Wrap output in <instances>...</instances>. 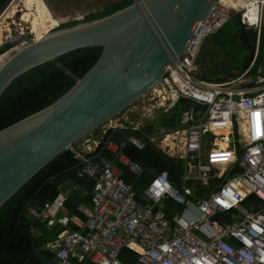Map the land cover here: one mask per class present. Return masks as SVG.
<instances>
[{
	"label": "built area",
	"instance_id": "1",
	"mask_svg": "<svg viewBox=\"0 0 264 264\" xmlns=\"http://www.w3.org/2000/svg\"><path fill=\"white\" fill-rule=\"evenodd\" d=\"M215 3L183 57L149 93L165 114L182 106L177 128L160 131L151 142L182 162L184 186L174 187L162 172L145 188L142 204L115 163H96L88 149L70 147L81 163L80 175L94 181L92 210L81 230L69 229L80 221L68 215L65 196L40 210L27 209L49 228H66L45 244L57 264H123L120 254L125 249L136 253V264H264V65L251 74L264 0ZM234 16L244 30L257 33L252 63L226 82L200 79L195 63L201 46ZM132 114L124 112L107 130H130ZM128 142L144 148L134 138ZM124 146L108 139L104 150L141 177L142 169L122 152ZM31 235L41 234L32 229Z\"/></svg>",
	"mask_w": 264,
	"mask_h": 264
},
{
	"label": "water",
	"instance_id": "2",
	"mask_svg": "<svg viewBox=\"0 0 264 264\" xmlns=\"http://www.w3.org/2000/svg\"><path fill=\"white\" fill-rule=\"evenodd\" d=\"M215 6V0H133L90 23L63 30L58 24L15 52L0 67V98L36 67L78 50H102L92 68L55 103L0 131V209L58 156L153 92ZM248 49L251 64L255 52Z\"/></svg>",
	"mask_w": 264,
	"mask_h": 264
},
{
	"label": "trees",
	"instance_id": "3",
	"mask_svg": "<svg viewBox=\"0 0 264 264\" xmlns=\"http://www.w3.org/2000/svg\"><path fill=\"white\" fill-rule=\"evenodd\" d=\"M11 1L0 0V16ZM132 3L133 0H118L102 11L85 16L82 21H72L62 24L58 30L102 19L129 7ZM8 12L2 17L0 24ZM240 27L243 28L241 25ZM241 28L236 38H233L234 40L238 39L242 48L248 50V55L244 60V71L250 65V51L248 48L253 51L256 49L257 33L253 30H244V34H242ZM223 33L224 28L212 37L215 38V36H220ZM239 41L237 42L239 43ZM13 46L12 42L1 47L0 55L10 50ZM101 51V48L78 50L36 67L18 77L0 98V131L55 103L92 68L99 59ZM261 51L264 54V20L262 23L258 57L252 68V75H256L257 69L264 65V63H260ZM212 69L215 70V68ZM233 71L230 69L228 73H217L218 77L224 76L223 79L221 78L220 80L219 78V80L226 82L228 79H234ZM181 111L182 106H179L166 114H162L158 118L162 122L160 128L165 132L175 130ZM154 122L146 124L145 127H142L138 131L108 130L100 139L96 152L90 155L98 159L97 161H113L114 158L104 150L105 142L108 139H112L119 144L125 142L122 152L131 161L139 165L143 171V175L136 178L127 169L123 168L122 178L127 184L132 185L136 201L142 204V195L145 188L156 175L162 172L168 174L169 180L174 187L180 188L182 162L164 155L148 139L149 136L159 129L153 127L152 124ZM129 138L138 140L144 148L139 149L132 143H129ZM80 170L81 163L69 151H66L36 175L0 209V264H45L47 262L57 264L55 256L43 249L47 242V235H49L46 230L42 227L45 233L44 238H34L31 235V228L34 223L26 215V208H37L44 202L54 200L61 192L62 185L66 184L68 180L74 179L77 188L73 190L66 202V208L70 215L74 214L82 217L78 212V206L82 203L90 206L94 181L86 177L77 178L76 176ZM206 192V190H202V193ZM55 229L56 235L63 230L60 227H56ZM72 229H75L74 231L77 230L73 227ZM120 260L123 264H136L137 255L125 249L120 254Z\"/></svg>",
	"mask_w": 264,
	"mask_h": 264
},
{
	"label": "rangeland",
	"instance_id": "4",
	"mask_svg": "<svg viewBox=\"0 0 264 264\" xmlns=\"http://www.w3.org/2000/svg\"><path fill=\"white\" fill-rule=\"evenodd\" d=\"M44 1L53 14L54 18L57 20V23L60 24V22L68 23L72 21H82L85 16L102 11L108 6L116 3L118 0ZM24 6L23 0H12L0 16L1 20L4 16L3 14L9 11L4 20L1 22L4 23L3 28L5 27L6 35L4 34V39L0 45V48L11 42L14 44V46L7 52H10L18 47L21 49L31 40H34V37L30 31V25L22 19V14L26 11V7ZM15 10H17V12L13 13ZM240 28L241 27L238 22V17L234 16L224 27V33L222 35H217L215 38H213L214 36L208 37L204 41L200 48V54L197 57L195 63L200 71V79L203 78L208 81H218L219 77L217 73H228L230 69L234 70L232 74H234L235 77L243 73L244 60L248 55V50L242 48V45L238 39L234 40L233 38H236V35L238 32H240ZM237 41H239V43ZM14 53L15 51L10 53V57ZM217 53L219 54L216 55ZM260 63H264V54L262 51L260 53ZM212 68H215V70ZM131 111L133 114H136L133 119L135 123L145 125L150 121H155L152 124L153 127L155 129L159 128L158 130L161 129L160 127L162 122L158 118L162 116V114H165V109L159 106L158 103L151 101V94L146 95L134 103L133 106L129 108L128 114ZM108 125L109 124L95 132L93 135L89 136L86 140L82 141V143L86 142L87 140H90V142L98 140V143H100V138H102L104 135V131L107 130ZM77 145L81 146V142Z\"/></svg>",
	"mask_w": 264,
	"mask_h": 264
},
{
	"label": "crops",
	"instance_id": "5",
	"mask_svg": "<svg viewBox=\"0 0 264 264\" xmlns=\"http://www.w3.org/2000/svg\"><path fill=\"white\" fill-rule=\"evenodd\" d=\"M247 69V68H246ZM251 74H252V71H251ZM220 78V80H221V78L223 79L224 78V76H220L219 77ZM225 78H227V77H225ZM219 80V81H220ZM228 80H230V79H228ZM227 80V81H228ZM213 82H215V81H213ZM129 110V109H128ZM127 110V111H128ZM136 114H132L131 115V122L133 123V127H130V130H132V131H138L139 129H141L142 127H145L146 126V124L145 125H140L139 123H135L134 121H133V119H134V116H135ZM157 120V119H156ZM153 122V121H152ZM151 123V121L150 122H148L147 123V125L148 124H150ZM136 128V129H135ZM135 129V130H134ZM108 130H106V131H104V135H105V133L107 132ZM161 131H162V128H161ZM160 133V130H156L151 136H149L148 137V139H149V141L151 142V138H153V139H155V138H157V136H158V134ZM101 139V138H100ZM100 142V141H99ZM152 144H154V146L156 147V144H157V141H155V142H151ZM97 144H98V140H96V141H94V142H90V140H87L86 142H84V143H82L81 142V146H76L75 145V147H76V150L77 151H79V152H81V151H84L85 149H88L90 152L88 153V156H90V155H92V154H94L95 152H96V149H97V147L99 146H97ZM100 144V143H99ZM157 148V147H156ZM158 150H160L159 148H157ZM161 151V150H160ZM70 152V151H69ZM162 152V151H161ZM72 155H73V157H74V154L72 153V152H70ZM109 153V152H108ZM163 153V152H162ZM110 154V153H109ZM164 154V153H163ZM111 155V154H110ZM164 155H166V154H164ZM113 158H114V156L113 155H111ZM167 156V155H166ZM167 157H169V156H167ZM90 159H93L96 163H99V164H103V163H107V162H113V163H115L116 165H117V167L119 168V170L121 171V173H122V176H123V171H124V169H127V168H124L123 169V167H121V165H119L118 163H117V161L115 160V158L113 159V161H106V160H99V161H97L98 159H96L95 157H89ZM171 158V157H170ZM177 160V159H176ZM139 166V165H138ZM128 170V169H127ZM129 171V170H128ZM183 173H184V166H183V164H182V173H181V176H180V188L182 187V186H184V183H183V181H182V176H183ZM77 178H83L81 175H80V172L77 174V176H76ZM132 186V185H131ZM77 188V186L75 185V181H74V179H71V180H68L67 182H66V184H64V185H62V187H61V192L58 194V196L54 199V200H56L58 197H60V196H65L66 197V202L68 201V199H69V197H70V195L72 194V192H73V190H75ZM196 188H198V187H196ZM54 200H52V201H47V202H44L41 206H38L36 209H38V210H40V209H42L43 208V206H44V204H46V203H49V202H53ZM143 201V200H142ZM92 203H90V206H86L85 204H80L79 206H78V212L82 215V217L81 216H79V215H74V214H72V215H70L69 214V211H68V209L66 208V203H65V209H66V211H67V213H68V215H70V216H72V217H75V218H77L80 222H79V224H71L70 226H69V229L71 230V231H74L73 229H72V227L73 228H76L77 230L76 231H80L81 229H80V224H81V222H85L86 220H87V216H88V214H89V212L92 210V205H91ZM28 208H30V207H27L26 208V215L29 217V218H31L29 215H28V213H27V209ZM32 220H33V223H34V225H33V227L31 228V230L32 229H36L41 235L40 236H38V237H34V238H44V236H45V233L43 232V230H42V227L46 230V232L49 234V235H47L48 236V238H46L47 239V242L46 243H48V242H51V241H54L60 234H62L65 230H66V228H63L62 226H60V225H55L54 227H52V228H49L48 226H47V224H46V222L45 221H41V220H35V219H33V218H31ZM56 227H60V228H62L63 230H62V232H60L58 235H56V232H55V228ZM56 235V236H55ZM45 243V244H46ZM45 251H48V252H50V253H52L51 251H49V250H46L45 249V245H44V248H43ZM52 255H54L53 253H52ZM45 264H53V263H51V262H47V263H45Z\"/></svg>",
	"mask_w": 264,
	"mask_h": 264
},
{
	"label": "bare ground",
	"instance_id": "6",
	"mask_svg": "<svg viewBox=\"0 0 264 264\" xmlns=\"http://www.w3.org/2000/svg\"><path fill=\"white\" fill-rule=\"evenodd\" d=\"M23 2L25 5L24 7H26L25 9L26 11L25 13L22 12L23 13L22 19L30 25V31L35 40H40L44 38L52 29H54L57 26L58 24L57 20L54 18L53 14L51 13L50 9L48 8L44 0H23ZM16 12L17 10H15L13 13ZM3 15H5V13ZM3 26L4 23H1L0 45L3 42L4 34L6 35V30L5 27L3 28ZM19 50L20 47L15 48L12 51L1 56L0 66L5 64V62L10 58V53L14 51L17 52Z\"/></svg>",
	"mask_w": 264,
	"mask_h": 264
},
{
	"label": "clouds",
	"instance_id": "7",
	"mask_svg": "<svg viewBox=\"0 0 264 264\" xmlns=\"http://www.w3.org/2000/svg\"><path fill=\"white\" fill-rule=\"evenodd\" d=\"M9 51V50H8Z\"/></svg>",
	"mask_w": 264,
	"mask_h": 264
}]
</instances>
